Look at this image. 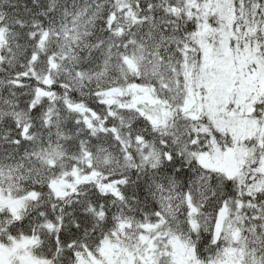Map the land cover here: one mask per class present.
I'll list each match as a JSON object with an SVG mask.
<instances>
[{"label": "snow or ice", "instance_id": "obj_1", "mask_svg": "<svg viewBox=\"0 0 264 264\" xmlns=\"http://www.w3.org/2000/svg\"><path fill=\"white\" fill-rule=\"evenodd\" d=\"M0 264H264V0H0Z\"/></svg>", "mask_w": 264, "mask_h": 264}]
</instances>
